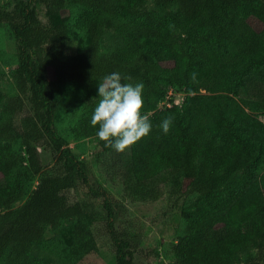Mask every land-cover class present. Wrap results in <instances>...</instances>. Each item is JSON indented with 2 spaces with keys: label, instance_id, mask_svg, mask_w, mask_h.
Listing matches in <instances>:
<instances>
[{
  "label": "trees",
  "instance_id": "obj_1",
  "mask_svg": "<svg viewBox=\"0 0 264 264\" xmlns=\"http://www.w3.org/2000/svg\"><path fill=\"white\" fill-rule=\"evenodd\" d=\"M12 4L0 7L17 55L14 94L2 89L0 71V262L52 264L32 246L46 229L70 224L72 262L105 238L114 264H137L128 227L138 218L121 200H156L160 187L171 186L191 197L171 264H264V0ZM65 6L77 8L71 22L59 17ZM73 32L86 36L80 50ZM105 32L116 40L107 52ZM112 72L144 83L142 112L152 130L123 152L105 147L91 126L98 97L88 96L67 126L73 140L95 137L90 156L79 158L55 126L56 90L78 83L88 92ZM170 90L183 93L181 103L159 106ZM169 116L164 134L157 126ZM40 151L53 161L46 171ZM103 183L119 185L122 198ZM77 188L100 197V209L71 202Z\"/></svg>",
  "mask_w": 264,
  "mask_h": 264
},
{
  "label": "rangeland",
  "instance_id": "obj_2",
  "mask_svg": "<svg viewBox=\"0 0 264 264\" xmlns=\"http://www.w3.org/2000/svg\"><path fill=\"white\" fill-rule=\"evenodd\" d=\"M148 5L153 7V0H148ZM12 6V0H0V7L10 9ZM159 10L162 9L159 8ZM76 13V7L65 6L59 12V17L66 22H71ZM39 17L45 21L42 12ZM250 21L254 26L260 27L255 19H250ZM71 36L74 50H80L85 46L86 36L83 32H73ZM115 43L113 34L105 32L101 39V50L110 51ZM16 65V43L9 28L5 24H0V71L6 73L2 81V89L10 94L15 93L12 75ZM49 77H51L50 73ZM97 91V85L87 92L78 83H66L56 90L58 106L54 118L55 126L59 133L68 140L72 152L79 158L90 156L96 140L95 137L73 140L67 131L68 121L79 116L87 97H97ZM201 91H204L202 87ZM183 96V93L170 90L166 100L159 106L180 104ZM40 154L43 162L42 171H46L53 162L51 155L46 151H40ZM37 178L38 176L35 178V183ZM103 186L115 199L122 198L119 185L103 183ZM159 190L160 194L156 200H121L125 214L130 213L128 216L134 214L138 218L131 224L129 223L128 227L136 248L134 257L137 264H171L175 260L172 247L184 227L180 211L189 205L191 197L181 191L175 193L174 191L178 190L171 186H162ZM69 199L71 202L89 200L98 210L100 209V197H92L79 188L69 193ZM20 203L21 200H17L16 205ZM70 227V224H63L56 229H46L42 239L33 244V252L52 264H114L113 253L105 238L98 240V251L84 254L72 262L67 252ZM245 256L246 254L242 257ZM0 264L3 263L0 262Z\"/></svg>",
  "mask_w": 264,
  "mask_h": 264
},
{
  "label": "clouds",
  "instance_id": "obj_3",
  "mask_svg": "<svg viewBox=\"0 0 264 264\" xmlns=\"http://www.w3.org/2000/svg\"><path fill=\"white\" fill-rule=\"evenodd\" d=\"M169 28L174 29L175 25L170 24ZM196 75L195 72L190 74L192 82H196ZM97 88L98 101L91 116V126L98 129L95 136L104 142L105 147L123 152L150 134V118L142 112L143 82L133 83L131 76L112 72L101 79ZM173 119L171 116L166 117L157 127L167 134Z\"/></svg>",
  "mask_w": 264,
  "mask_h": 264
}]
</instances>
